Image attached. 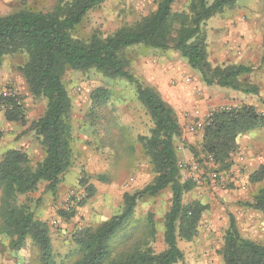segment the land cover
Segmentation results:
<instances>
[{
  "label": "trees",
  "instance_id": "16d2710c",
  "mask_svg": "<svg viewBox=\"0 0 264 264\" xmlns=\"http://www.w3.org/2000/svg\"><path fill=\"white\" fill-rule=\"evenodd\" d=\"M105 1L57 0L46 11L26 8L0 15V67L7 57L21 58L17 70L29 95L45 101L42 115L27 129L39 142L42 160L34 164L27 153L17 149L6 151L0 160V236L8 238L12 251L20 250L30 240L37 248L40 263L53 264L49 228L20 197L36 192L41 183L46 184V193L56 196L63 175L73 164L72 102L62 76L66 70H94L134 86L138 102L153 123L150 135L139 140L154 177L141 190L123 194V205L117 214L96 227L76 230L72 236L73 252L79 259L72 264H178L184 260L178 241L195 239L208 205L197 200L183 202V196L195 185L180 181L175 141L181 137V130L176 115L156 90L131 74L124 52L138 45L174 52L198 74L204 86L257 96L256 85L240 80L242 75L256 71L255 67L213 66L208 60L204 24L223 11L236 8L238 0H187L181 11L174 10L176 0H159L155 12L131 26L121 27L106 37H77V28L87 14ZM108 100L109 91L97 87L90 94V107L99 108ZM4 116L8 122L27 124L21 108L12 102ZM263 127L264 120L252 105L217 110L206 120L200 152L211 159L214 172H227L238 152V137ZM192 154L196 156L193 150ZM263 180V166L248 177L250 184ZM167 188L171 201L163 223L165 249L156 252L152 247L157 235L153 214L138 220L135 208L138 202ZM86 189L79 206L93 195L92 186ZM243 206L264 216V187L257 189ZM74 213L71 208L60 211L58 216L67 220ZM139 224L141 235L134 239ZM122 234V245L126 243V247L115 253L114 242ZM219 254L223 264H264V244L243 237L233 216L229 217Z\"/></svg>",
  "mask_w": 264,
  "mask_h": 264
},
{
  "label": "rangeland",
  "instance_id": "374dc122",
  "mask_svg": "<svg viewBox=\"0 0 264 264\" xmlns=\"http://www.w3.org/2000/svg\"><path fill=\"white\" fill-rule=\"evenodd\" d=\"M56 1L13 0V4H6L10 6L8 8L4 1L0 0V15H8L26 8L33 11H46ZM158 1L106 0L100 7L87 14L77 28V37L89 39L95 34L102 37L111 35L121 27L131 26L142 18L149 17L155 12ZM182 1L176 0L175 11L183 9L187 0L183 4ZM238 3L239 5L237 4V7L232 10L240 12L242 21L255 27L254 34L251 36L253 39L262 38V49L250 52L248 55L250 61L245 64V66L255 67L257 71L240 77L241 81L256 85L258 95H250V101L244 98V100L223 106L235 109L251 104L261 116L264 114V0H250V2L249 0H238ZM164 53L168 52L154 50L144 45L127 48L124 52L131 74L144 84L142 76L145 71L155 72L163 65L166 67V63L163 62ZM167 60V64L172 65L174 70L181 74V83H184L182 88L189 91L190 86H193L198 91L200 77L188 67L186 61L179 57ZM20 64L21 58L7 57L1 65L0 75L10 70L11 73L18 74L22 81L17 83L15 79L9 81L6 79L0 87V112L4 114L11 102L21 108L27 124L26 126L17 123L14 125L18 135L23 137V141L27 144L21 146L26 152L22 149L17 150L27 153L35 164L42 160L43 151L34 133L27 129L32 121L42 115L45 101L34 99L29 95L23 77L17 70ZM176 81H178L177 77L169 78L167 82L171 84ZM62 82L72 102L73 164L66 173L73 171L71 176H74L75 186L71 185L62 197H52L45 192L46 184L41 183L36 192L25 198L20 197V201L27 202L34 214L41 207L49 211L48 215L51 217L50 220L48 217L46 224L50 233L53 264H72L79 259V255L73 252L75 243L72 241V236L76 230L81 227H96L103 220L117 214L123 205V194L134 193L151 183L154 175L151 172L148 158L143 154L139 139L150 135L153 123L145 108L138 102L134 86L124 79L107 78L94 70L86 72L66 70L62 76ZM97 87H105L109 91V100L99 108L91 109L90 94ZM255 105L258 106L255 107ZM212 107L215 106H208L207 111ZM198 124L201 123L194 122L193 125L196 128L193 132L190 131L195 136L199 135L195 144L182 139V133L181 137L175 141L178 167L182 166V168L179 167L180 181H190L195 185L191 192L183 196V202L199 200L208 205L206 212L218 209L223 217L219 218L218 222L224 220L225 223L221 224L217 231L207 234L206 231L201 233L198 229L197 236L191 242L178 241V247L184 255L183 262L178 264H223L219 250L222 246L224 232L228 227L229 217L235 218L243 237L264 244V216L243 206L244 203L250 201V199H245L246 195L242 199L235 197L230 201H223L224 196L232 194L233 188L225 176H218V173L223 172H214L215 168L201 154L202 136H200L199 128L197 129ZM2 132L0 131V137ZM259 141L260 145L257 143V146L264 148V130L259 136ZM26 148L30 150L27 151ZM192 150L196 152V156L192 154ZM251 151L253 152L254 149ZM257 152L261 153L260 150ZM2 156L3 153L0 155V160ZM192 164L197 166V170H193ZM193 178L198 179L200 183L198 185L194 183ZM88 186L93 187V195L83 206H79L87 194L86 187ZM245 186L248 188L246 189L248 195V191L256 192L257 189L264 187V180L258 184L249 183ZM44 195L47 196L44 197ZM170 201L171 192L167 188L155 197H147L138 202L135 208V218L138 220H143L148 213L153 214L157 235L152 247L156 252L165 249L163 223L164 216L170 207ZM214 203L218 206H214ZM71 208L75 211L72 217L67 220L57 219L60 211L68 212ZM55 219L60 223L54 221ZM141 227L142 225L139 224L134 239L141 235ZM123 235L114 242L115 253L126 247V243L122 245ZM8 241L6 236H0V264H41L37 248L30 240H27L25 245L17 251L8 248Z\"/></svg>",
  "mask_w": 264,
  "mask_h": 264
},
{
  "label": "crops",
  "instance_id": "0c3cea01",
  "mask_svg": "<svg viewBox=\"0 0 264 264\" xmlns=\"http://www.w3.org/2000/svg\"><path fill=\"white\" fill-rule=\"evenodd\" d=\"M3 1L8 8L10 6L6 4H13V0ZM185 2L186 0H183L182 4ZM237 4L239 5V3H236V7ZM241 16V13L237 10H228L205 22L204 32L206 34L208 60L213 66H245V64H248L250 61L248 57L250 52L262 49V38L253 39V37H251L254 34L253 31L255 30V27L248 22H243ZM241 36L244 37L241 38ZM166 52L168 53H164L163 58L166 67L163 65L160 68H157L155 72L145 71L142 79L146 85L156 90L166 105L172 109L176 115L182 133V139L187 140L188 143L195 144L198 141L199 135L195 136L194 133H191L190 128L194 126L193 124L196 121H199L202 125L206 122L208 106H223L244 100V98L246 101H250V95L248 96L240 92L215 86L206 87L201 81H199V85L197 86L198 91H196L193 86H190L189 91L188 89L184 90L182 88L184 83H181V74L176 72L172 65L167 64V59L172 60L174 57H179V55L170 51ZM4 61L5 59L3 62ZM0 72H2V66L0 67ZM176 77L178 78L176 83L169 84L167 82L169 78ZM6 79L7 81L15 79L17 83H21L22 81L18 74L11 73L9 70L0 75V87L5 83ZM256 106L258 105H255V107ZM14 124L15 123L8 122L5 119L4 114L0 112V131H4L0 137V155L10 149H22L21 146L25 143L27 144L26 141H23V137L18 135V132L16 131L17 128ZM263 130L264 129L262 128L256 129L238 137L237 150L238 152L244 153L243 160L239 161L234 159L233 165L229 171L218 173V176L220 177L225 176L228 183L231 184L233 188L231 191L232 194L224 196L225 198L223 201H230L235 197L242 199L245 195V199H250L249 197L255 193V191H248L247 195L246 189L248 188L245 184H249L248 177L251 173L255 172L260 166L264 167V148L257 146V143L260 145L259 136ZM17 135L20 138L17 137ZM26 149L27 151L30 150V148ZM251 149H254V151L252 152ZM22 150L25 151L24 149ZM257 150H260L261 153H258ZM72 174L73 171H70L63 175V180L58 187L56 196L62 197L71 185L75 186V184H73L74 176H71ZM46 196L47 195H44V197ZM214 206L218 205L214 203ZM53 211L54 209L52 208V213ZM48 212L49 211H47L46 208L41 207L39 211L36 212L35 216L40 220L47 222L49 217ZM219 218L223 217L218 209L206 212L201 221L199 231H201V233L206 231V234L211 231H217L219 226L225 223L224 220L219 223ZM57 219L61 218L57 217ZM57 219L54 221L60 223Z\"/></svg>",
  "mask_w": 264,
  "mask_h": 264
},
{
  "label": "built area",
  "instance_id": "2783aa9c",
  "mask_svg": "<svg viewBox=\"0 0 264 264\" xmlns=\"http://www.w3.org/2000/svg\"><path fill=\"white\" fill-rule=\"evenodd\" d=\"M233 108L231 107H228V106H223V107H212L210 108L208 111H207V115H206V120L209 119V117L217 110H224V111H230L232 110ZM261 117L263 118L264 120V114L261 115ZM206 125V122L202 125V124H198L197 126V129L199 128V133H200V136H202L203 134V130H204V126ZM195 126L191 127L190 128V131H194L195 130ZM244 158V153L243 152H237L236 155L234 156V159H237L239 161H242ZM206 161L210 164H211V159L208 157L206 158ZM180 168H182V166L180 165L179 166ZM192 168L193 170H197V166L195 164H192ZM193 182L196 183L197 185L200 183L198 179H195L193 178ZM72 203V202H71Z\"/></svg>",
  "mask_w": 264,
  "mask_h": 264
}]
</instances>
